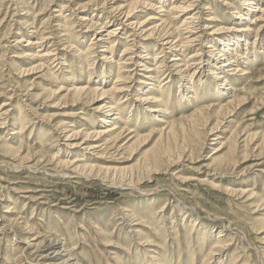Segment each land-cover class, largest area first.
Wrapping results in <instances>:
<instances>
[{
    "label": "rangeland",
    "instance_id": "1",
    "mask_svg": "<svg viewBox=\"0 0 264 264\" xmlns=\"http://www.w3.org/2000/svg\"><path fill=\"white\" fill-rule=\"evenodd\" d=\"M131 1L139 3L132 22L149 17L148 27L183 38L184 17L198 13L197 41L163 51L156 35L140 41L125 28L101 53L117 24L102 2L0 0V264H264V16L258 21L254 5L244 10L240 0ZM184 4L194 7L170 11ZM97 20L105 27L87 31ZM40 37L43 46H26ZM233 39L227 54L235 63L208 66ZM211 41L215 51L206 48ZM128 48L131 61L122 55ZM38 51L54 56L34 59ZM156 53L163 57L153 62ZM199 53L196 73L181 78L182 63L171 60ZM232 65L238 75L222 85L213 69ZM117 77L126 92L71 93L109 90ZM124 97L119 121L114 111L103 124L96 110ZM110 124L118 130L101 143L122 131L119 150L67 146ZM72 132L83 134L64 141ZM75 159L77 178L67 166ZM54 240L57 260L39 248ZM222 241L230 245L208 257Z\"/></svg>",
    "mask_w": 264,
    "mask_h": 264
},
{
    "label": "bare ground",
    "instance_id": "2",
    "mask_svg": "<svg viewBox=\"0 0 264 264\" xmlns=\"http://www.w3.org/2000/svg\"><path fill=\"white\" fill-rule=\"evenodd\" d=\"M95 1L96 2L97 1L102 2L103 6L106 5L108 8L106 10H104V13L105 14H111L113 17H116V20L115 21L117 22V24L114 27L109 28V30L106 32L105 39L104 40H101L102 41L101 44H106V46H103L104 49H101L99 51L101 53L109 51V49L112 48V47L109 46L112 42H113V44H115V43L116 44H119L117 37H118V35L120 33H117V30L123 31L125 28H128V29L131 28L132 35L130 37H138V38H140V41L141 40L142 41H147V40L153 38L156 35L158 37V39H159L158 45H160V47H161V49L163 51L165 49H168L170 51H173L175 47H180L179 50H174V51L181 52L182 51L181 49H183L185 47H188L189 46L188 45L189 43L196 42L197 39H198V38H192V37H194V35L196 33L195 30H194L195 28L193 27V25L195 23V20L196 19L198 20V16H199L198 13H195V14L193 13L191 15H186L184 17L183 24L180 27H184V34L185 35H188V36L183 38L181 35H175L177 33L178 29H174L172 31L173 34L168 33V32L163 34L161 32L162 31L161 30V26L148 27L149 21L153 20L152 18H149V17L145 18L143 21H141L139 23L132 22V20L136 16V13L135 12H137L136 9H137V6L139 5L138 2L135 3V2H132L131 0H95ZM253 5L255 7V10L254 11L260 13V17L258 18V21H260L261 20V17L264 16V9L261 8V7H259L260 6L259 5V0H240V6L242 8H244V10H245V8H252ZM193 7L194 6L191 5V4H189L187 6L184 4V5H181L180 7H171L170 8V11H172L174 13H187ZM62 9H64V8H62ZM102 9H103V7H102ZM237 18L239 19V18H243V17L240 14H238L237 15ZM97 19H99V18H97ZM81 21H87V20L84 18V19H81ZM99 21L100 20H97L94 23H93V21H91L90 22V26L85 27V28L87 29V31L88 30H93V29H102V28H104L105 26H103L102 23H99ZM41 35H43V34H41ZM190 38H192V39H190ZM182 40H184V43H183ZM98 41H100V40L98 39ZM231 41H235V39H233V40H226L225 43H224V45L222 44L223 48L220 50L219 54L217 55L218 56V59L212 58L211 61H210V63L207 62L208 66L209 65L211 67L212 66H218V64L221 63V58L224 59L223 61H225V63L223 64L224 68H225V66L228 63L229 64L235 63V61L233 60V58H231V57L229 58L228 57V54H227L228 51L231 50L230 49L231 47H229V46H231V43H230ZM212 42L213 41H211V43H209V45L206 48H208V50L215 51V47L216 46L215 45L212 46L211 45ZM17 43H19V42H16V44ZM44 43H45V38L44 37H40L38 39H33V40L29 39L26 46H29V47H41V46H43ZM237 44H238V41L235 42V46ZM246 44H248V42H246ZM39 51L36 52L35 56H34V54H32V57L34 59L36 57L37 59L39 58V59L47 60V59H50L49 57L54 56V54L50 53L49 51H47V53L38 55L39 54ZM208 52L210 53L211 51H208ZM161 53H156V55L154 56V58H153L152 61L154 62V61L160 60L163 57L161 55ZM127 54L128 55L130 54L129 48L128 49H125L123 51V53H122L123 58L126 57ZM200 55H201V53L195 54V55H192V56H189V58L186 61H184V62H182L178 57H176V58H173L171 60V62L174 61V64L175 65H177V62L182 63L181 64V67L183 68V71L181 70L182 72H180V74H181L180 77L181 78L186 77V76L192 78L193 75L196 73V70H198V69H195L194 68V67H197L196 66V63L195 64H192L191 62L197 61L199 63L200 62L199 61L200 59L198 57H200ZM130 57L127 56V58L125 59V61H131V58ZM123 58H122V60H123ZM140 58L142 60H145V59L149 60L150 59L149 57H147V55L141 56ZM238 59L242 60V59H244V57L241 56ZM51 60H53V59H51ZM53 61H57V58H55V60H53ZM125 61L124 62L122 61L120 64H118L121 69L125 68L124 66L127 65L125 63ZM204 62H206V61H204ZM57 64L59 65L60 62L57 63ZM174 64H173V66H174ZM193 65H195V66L193 67ZM63 66H65V65H63ZM143 66H144L143 64L138 65V67H143ZM159 66L156 69H158L160 71V67ZM56 67H57V65H56ZM192 67L195 70L192 72V75L189 76L188 74L192 70L191 69ZM172 68H174V67H172ZM56 69H58V68H56ZM56 69H55V71H56ZM237 69H238L237 66L233 67V65H232V67H230L228 69L226 68L225 70H221V68L216 67V68L213 69L214 70L213 72H215V71H217V72L220 71L221 72L222 71L221 73H219L220 75H218L216 79H218V81L219 80H222L221 81V82H223L222 85H226L227 86V85L230 84L232 78H234L235 76L238 75L239 70H237ZM149 71H153V70H149ZM241 75L243 76L244 74L242 73ZM145 76L147 77L148 75H145ZM168 77L169 76H167V79H168ZM147 78L148 79H153L151 76H148ZM117 83H120V84L118 86H116ZM121 83L122 82L120 81V78L117 77L116 78V81L113 84V86L109 90H103L102 88L99 89V87H97V88L94 87L95 89H93V90H89V88H72L73 91L71 93H73V95H75L77 98H81L86 93L92 92L96 98L98 97L99 99H104V98L108 97L107 95H110L111 93L117 94V93L126 92L127 91L126 88L120 87L122 85ZM165 83H167V81ZM163 85H165V84H163ZM227 88L228 89H231L230 87H227ZM127 101H128L127 97L121 98L120 101L118 102V104L116 106H114V107L111 106V105H109V103L102 104L96 110V111H98V112H100L101 114L104 115V116H102V121L101 122L103 124L108 123L109 122L108 120L110 119V117H111V115L113 114L114 111L115 112L117 111L119 113H116V114L114 113L116 116H114L112 119L119 121V117L118 116H120V114H121L120 112L122 111V109L120 107L123 104H125ZM138 101L141 102V103H149L150 102L149 99H139ZM161 111L159 109H155V108H150L149 109V112H151L152 114L155 113V112L156 113H161ZM154 118L157 119L156 118V115L154 116ZM117 130H118V128L115 126V124H110L109 127L104 128L102 131H98V132L96 131L93 136H90V135H87V134L85 135L84 134V136L82 137L81 134H83V133H81V132L80 133L79 132H72V133H70L71 135H68L64 141H75V140H77V139H79V138L82 137L83 139L81 140L80 143H69V144H67V146L70 147V148H82V150H84L86 152L87 151L88 152H92V153L98 151V149L100 151L101 150H104L107 147H112V149L113 148H116L117 150H119V145L117 147V143L119 141L118 139H120L121 136H123V135H121L122 134L121 133L122 131H119L120 133H119L118 136H116L114 142L109 143V141H108V142L101 143L105 139L106 136L112 135V133L115 132V131H117ZM129 133H131V131ZM77 161L78 160L75 159L73 162H71L70 164L67 165L68 166V169L71 170L70 171L71 175L73 173L74 177H76V178L79 176L77 174V171L80 168L79 166H75L76 163H77ZM14 169L15 170H18L17 168H14ZM26 169H28V168H26ZM59 176H65V177L68 176L69 177V174H61ZM111 181H113V180H111ZM143 181L144 180H141L140 184L143 183ZM121 187H126V188H129L130 190H139L138 187L131 186L130 184H126L125 186H121ZM243 193H244V191L241 194H243ZM245 193H246V191H245ZM249 198H250V196H249ZM220 220H223V219H220ZM223 236L224 235L222 234V231H221V232H219V236L217 237V239H219V238H221ZM40 243H42V244L39 245V248L40 247H44V248L46 247V249L48 248V249L53 250V252L51 253V255L48 256V257H45V258H48V259L50 258V259H55V260L61 258L62 253H60L59 251H56L57 250L56 248L60 247V244H61L60 241H57V242H56V240H54V241H48V242H46L47 244H45V242L44 243L43 242H40ZM229 245L230 244H227L224 241L217 242L216 245L212 247V251L209 253V256L208 257L213 256V255H217V254H219V255L222 254V252H224V250ZM61 246H63V245H61ZM65 264H66V262H65Z\"/></svg>",
    "mask_w": 264,
    "mask_h": 264
}]
</instances>
